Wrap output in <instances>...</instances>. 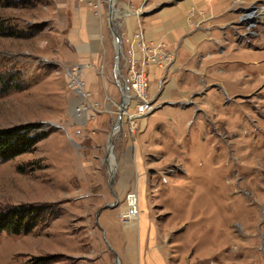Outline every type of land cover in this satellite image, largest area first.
<instances>
[{
  "label": "rangeland",
  "instance_id": "1",
  "mask_svg": "<svg viewBox=\"0 0 264 264\" xmlns=\"http://www.w3.org/2000/svg\"><path fill=\"white\" fill-rule=\"evenodd\" d=\"M228 3L229 41L220 39L214 51L226 47L229 56L217 54L211 67L181 77L211 95L190 92L194 103H180L163 97L175 54L143 71L122 40L135 4L114 0L109 12V0H0V128L42 135L26 152L0 158V211L42 210L30 231H0V264L36 257L140 264L115 245L124 250L128 232L129 253L138 256L141 233L123 230L139 218L138 197L134 220L118 216L126 194L139 191L148 212L145 247L153 244L168 264H264V0ZM246 11L253 21L243 19ZM135 70L146 77L154 109L131 120L124 112L137 110ZM106 214L114 238L104 229Z\"/></svg>",
  "mask_w": 264,
  "mask_h": 264
},
{
  "label": "crops",
  "instance_id": "2",
  "mask_svg": "<svg viewBox=\"0 0 264 264\" xmlns=\"http://www.w3.org/2000/svg\"><path fill=\"white\" fill-rule=\"evenodd\" d=\"M128 1L135 4V14H138L132 18L131 26H128L122 34L123 42L129 47L128 53L133 58L141 59L140 49L134 40L136 29L141 28L144 38L149 44H160L167 52L175 54L176 69L174 72L170 70L171 72L166 73L170 81L163 94L164 99L180 103L185 101L194 103V100L187 98L190 92H193L192 95L195 98L203 99L209 97L211 90L206 91V93L194 90L191 86L186 85L187 83L183 84L181 77L185 76L189 79L193 77L191 72L196 69L205 70V67H211L213 65L211 62L212 57L217 54L229 56V51L226 47H224L225 49L220 47L219 51H214V49L220 39H224V43L229 41L228 34L231 30L229 26L234 23L232 11L228 8L230 0L217 2L213 0H170L169 5L160 9L155 8V6L164 0ZM171 62H173V59ZM152 65L153 63H146L143 65V71L145 67H148L149 71ZM183 66H185V72L182 75V71L179 70ZM217 84L212 81L211 85L216 87ZM225 85L227 86V83ZM138 165L140 166V164ZM137 197L140 209L139 218L125 227L126 229L123 228V230L126 231L135 227L141 233L136 246L139 257L131 256L129 253V246L134 248V239L129 236L128 232L124 234L126 242L125 248L122 245L124 250H119V240L116 241L115 245H117L120 255L126 260L134 261L133 257H136V261L139 262L140 260V264H168L166 257L161 251L155 250L153 244L149 250L145 247L143 232L146 222L148 223V212L146 211L141 191H139V196L137 194ZM104 217L106 221L103 224L104 229L108 235L114 238L116 236V227L113 216L109 218L106 214Z\"/></svg>",
  "mask_w": 264,
  "mask_h": 264
},
{
  "label": "trees",
  "instance_id": "3",
  "mask_svg": "<svg viewBox=\"0 0 264 264\" xmlns=\"http://www.w3.org/2000/svg\"><path fill=\"white\" fill-rule=\"evenodd\" d=\"M42 135H30L18 126L0 128V158H13L26 152L35 145ZM42 210L39 206L18 205L8 210L0 211V231L6 230L13 233L28 232L41 217ZM46 258L36 257L30 264H47Z\"/></svg>",
  "mask_w": 264,
  "mask_h": 264
},
{
  "label": "built area",
  "instance_id": "4",
  "mask_svg": "<svg viewBox=\"0 0 264 264\" xmlns=\"http://www.w3.org/2000/svg\"><path fill=\"white\" fill-rule=\"evenodd\" d=\"M82 1V0H81ZM134 40L136 45L139 47L141 52V65H145L150 62L153 64H158V66L163 67L167 65L169 61L173 58L172 53L162 49L160 44H149L143 34L141 28L136 29L134 33ZM147 80L144 73L141 70H135L132 74L131 88L134 91V98L136 102L137 110L133 114L128 115V119H135L142 115H147L154 109V103L147 93ZM78 112H84L85 107L79 106L77 108ZM138 214L137 208V194L135 192H128L125 197L124 207L122 211L119 212L118 218L123 221V223H130L134 220Z\"/></svg>",
  "mask_w": 264,
  "mask_h": 264
},
{
  "label": "water",
  "instance_id": "5",
  "mask_svg": "<svg viewBox=\"0 0 264 264\" xmlns=\"http://www.w3.org/2000/svg\"><path fill=\"white\" fill-rule=\"evenodd\" d=\"M113 5H114V0H109V12L112 11V7H113ZM113 31H114V30H113ZM114 33H115V31H114ZM116 41H117V44H118V46H119V49H118V50L116 49V64H118L119 59H120V54H121L120 39H119L118 36H116ZM118 117H120V115H119ZM110 148H111V147H110ZM113 173H114L113 170H110V187H111V185H112V176H113ZM114 196L116 197L115 194H114ZM99 211H101V209H100ZM99 211H98V212H99ZM117 260H118V258L116 259V261H115L114 264H116Z\"/></svg>",
  "mask_w": 264,
  "mask_h": 264
},
{
  "label": "bare ground",
  "instance_id": "6",
  "mask_svg": "<svg viewBox=\"0 0 264 264\" xmlns=\"http://www.w3.org/2000/svg\"><path fill=\"white\" fill-rule=\"evenodd\" d=\"M119 49V48H118ZM121 87V86H120ZM121 89H122V91L124 92V94H123V96H124V100L125 99H128V97L130 96L129 95V93H128V90H127V87H126V85H122V87H121ZM127 93V94H126ZM124 113H126V112H124ZM121 121V118L119 117L118 119H117V121H116V124H115V126H114V129H113V131L114 130H116L117 128H118V124H119V122ZM227 162V161H226ZM116 264H119V261L117 260V262H116Z\"/></svg>",
  "mask_w": 264,
  "mask_h": 264
},
{
  "label": "flooded vegetation",
  "instance_id": "7",
  "mask_svg": "<svg viewBox=\"0 0 264 264\" xmlns=\"http://www.w3.org/2000/svg\"><path fill=\"white\" fill-rule=\"evenodd\" d=\"M253 14H254V12L252 11V12H248V11H246V13L244 14V18L243 19H246V20H248V21H253L252 19H253Z\"/></svg>",
  "mask_w": 264,
  "mask_h": 264
}]
</instances>
